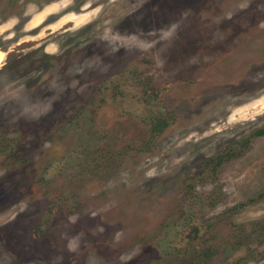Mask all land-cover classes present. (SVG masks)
I'll list each match as a JSON object with an SVG mask.
<instances>
[{"label":"rangeland","instance_id":"1","mask_svg":"<svg viewBox=\"0 0 264 264\" xmlns=\"http://www.w3.org/2000/svg\"><path fill=\"white\" fill-rule=\"evenodd\" d=\"M0 264H264V0H0Z\"/></svg>","mask_w":264,"mask_h":264},{"label":"trees","instance_id":"2","mask_svg":"<svg viewBox=\"0 0 264 264\" xmlns=\"http://www.w3.org/2000/svg\"><path fill=\"white\" fill-rule=\"evenodd\" d=\"M264 136V128L253 133L252 137Z\"/></svg>","mask_w":264,"mask_h":264},{"label":"bare ground","instance_id":"3","mask_svg":"<svg viewBox=\"0 0 264 264\" xmlns=\"http://www.w3.org/2000/svg\"><path fill=\"white\" fill-rule=\"evenodd\" d=\"M2 60V56H0V61Z\"/></svg>","mask_w":264,"mask_h":264}]
</instances>
